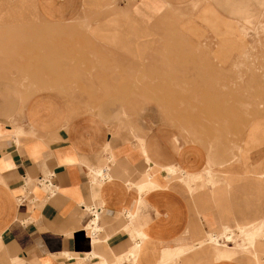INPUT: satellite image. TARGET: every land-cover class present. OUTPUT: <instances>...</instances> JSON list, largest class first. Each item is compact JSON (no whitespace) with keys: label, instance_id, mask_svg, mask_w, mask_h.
I'll return each mask as SVG.
<instances>
[{"label":"crops","instance_id":"1","mask_svg":"<svg viewBox=\"0 0 264 264\" xmlns=\"http://www.w3.org/2000/svg\"><path fill=\"white\" fill-rule=\"evenodd\" d=\"M173 2L134 0L132 22L82 17L104 10L103 0H0V264H110L133 242L145 245L140 264H157L153 251L164 257L187 250L201 234L198 248L227 228L216 210L192 207L179 181L162 184L177 162L201 168L204 147L198 145L197 161L191 149L178 156L172 135L145 128L146 120L128 115L126 101L112 95L126 89V71L112 70L104 45L114 34L125 46L128 25L151 23ZM81 26L89 34L79 33ZM63 42L71 48L47 51V43ZM254 152L245 165L264 170L262 154ZM255 180L249 177L252 186ZM246 196L254 205L249 216L261 206L264 212V188L257 193L253 186ZM236 214L224 220L234 223ZM207 251L212 259L203 264H244L223 244Z\"/></svg>","mask_w":264,"mask_h":264},{"label":"rangeland","instance_id":"2","mask_svg":"<svg viewBox=\"0 0 264 264\" xmlns=\"http://www.w3.org/2000/svg\"><path fill=\"white\" fill-rule=\"evenodd\" d=\"M103 1L104 10H85L82 17L104 14L135 20L137 15L130 8L134 0ZM115 2H121L118 7L124 8H112ZM232 9L241 11V16ZM126 28L125 46L119 45L114 34L104 45L112 55V70L126 71V89L112 90V95L117 101H126L128 115L145 119V128L152 124L172 135L178 156L191 149L193 160L197 161L198 145L204 147L201 168L189 169L177 162L164 171L166 181L162 184L167 186V182L176 179L192 207L200 212L216 210L227 225L198 248L194 244L205 238L201 234L193 237L187 250L164 257L153 251L155 262H211L207 247L223 244L224 248H232L244 264L252 256L264 264L263 207L255 208L258 216H249L254 205L246 200L253 186L255 192H263L264 170H252L245 165L247 153L256 151L264 158V2L175 0L158 19L140 26L131 23ZM78 29L81 34H89L85 26ZM55 32L47 30L49 35ZM31 33L35 34L34 30ZM84 38L78 43V49L83 51L88 49V37ZM37 44L32 43V48L37 49ZM47 44L48 52L71 48L67 42L62 47L57 43V48ZM124 52L126 58L118 57ZM253 176L256 180L252 186L249 177ZM237 192L241 196L235 201L231 194ZM235 211L234 223L224 220L234 218ZM240 229L243 236L238 234ZM144 248V243L133 242L126 251L116 254L110 264H124V259L140 264ZM97 262L109 264L101 259Z\"/></svg>","mask_w":264,"mask_h":264},{"label":"bare ground","instance_id":"3","mask_svg":"<svg viewBox=\"0 0 264 264\" xmlns=\"http://www.w3.org/2000/svg\"><path fill=\"white\" fill-rule=\"evenodd\" d=\"M242 233H243V230L240 229L238 234H239L240 236H243ZM238 234H237V236H238ZM228 238H229V237H228ZM260 240H262V239L260 238Z\"/></svg>","mask_w":264,"mask_h":264}]
</instances>
